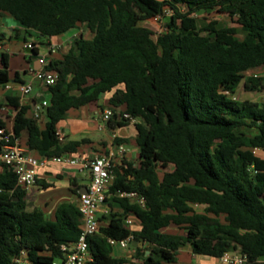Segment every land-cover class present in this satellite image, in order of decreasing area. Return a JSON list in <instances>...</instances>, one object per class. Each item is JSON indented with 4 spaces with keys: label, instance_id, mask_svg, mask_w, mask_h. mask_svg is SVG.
<instances>
[{
    "label": "trees",
    "instance_id": "1",
    "mask_svg": "<svg viewBox=\"0 0 264 264\" xmlns=\"http://www.w3.org/2000/svg\"><path fill=\"white\" fill-rule=\"evenodd\" d=\"M208 11L229 16L234 25L212 20L199 27L198 15ZM0 13L37 39L83 25L93 34L76 38L61 59L47 64L57 81L47 87L43 129L29 116L30 107L8 97L16 112L12 133L20 138L27 132L30 151L39 157L75 152L85 140L62 145L59 123L104 93L114 91L110 105L124 106L139 120L140 164L116 166L109 193H137L144 206L113 198L121 211L102 214L99 233L87 237L90 264L176 263L187 246L218 258L240 249L244 264H264V100L235 98L240 85L264 92V75H248L264 67V0H0ZM158 16L166 23L157 34L143 23ZM9 58L0 52V86L11 82ZM0 127L7 129L1 113ZM159 167L172 169L161 174ZM27 194L4 166L0 264H15L22 251L33 264H52L82 233L77 205L61 204L50 221ZM129 215L139 230L125 225ZM171 224L184 233L161 232ZM110 240L142 241L144 247L130 244V258L116 257Z\"/></svg>",
    "mask_w": 264,
    "mask_h": 264
},
{
    "label": "crops",
    "instance_id": "2",
    "mask_svg": "<svg viewBox=\"0 0 264 264\" xmlns=\"http://www.w3.org/2000/svg\"><path fill=\"white\" fill-rule=\"evenodd\" d=\"M148 27V26H147ZM86 26H79L63 35L52 38L37 39L35 34H29L19 23L16 22L10 15L0 13V51L7 52L10 55V78L11 88L0 86V104L3 106L1 114L7 122V129L13 131L15 110L8 105V97H17L20 99V104L30 107L29 116L38 117L37 122L40 129H43L47 118L43 114L45 106L50 100L48 89L41 82L36 81L33 77V71L41 68L39 59L44 57L47 64L51 59H61L66 54L72 42L84 35ZM150 28V27H149ZM86 38V37H85ZM29 43H36L38 49L37 55H30L29 50L25 47ZM55 47V51L51 53V46ZM45 46L49 55H41L40 47ZM264 75V67L249 74ZM16 75H19L18 80H14ZM32 83L33 91L28 96H23L20 93L19 85ZM243 88L242 85L238 88ZM237 90V91H238ZM246 92V91H245ZM251 93V92H248ZM49 94V95H48ZM73 94H79L77 90H73ZM114 94V91L104 93L100 99L92 104L83 106L79 109H71L67 112L66 117L59 123L58 130L65 133L64 137L60 138L62 145H69L73 142L85 140L75 152H68L63 157L75 159L77 161L88 163L95 157L100 155L113 154L117 166L124 163H131L135 167L140 164L139 151L136 143V128L135 125L124 123L121 119L114 117L111 121L113 126L108 124L104 130L98 129V123L102 120L103 113L110 108H116L120 112L125 111L124 106L113 107L109 100ZM264 99V92L254 93ZM139 122V120H138ZM23 146L27 147V132H24L19 138ZM28 148V147H27ZM30 150V149H29ZM33 155L38 156L35 152L30 151ZM172 169L168 167L165 170ZM159 167L158 171L160 172ZM170 169V170H171ZM4 171V166L0 162V173ZM165 172V171H164ZM86 180V181H84ZM42 185L49 184L51 187L44 189L41 186H34L38 192L35 194L36 201L32 204L43 210L46 218L50 221L55 220L56 211L63 203H72L78 205L79 192L83 188H87L90 184V178L87 174V169H83L80 165H69L62 163H52L38 171L37 180ZM76 182L75 185L72 182ZM76 189V192H74ZM115 196L110 194L104 208L98 214L101 217L105 211L113 209L121 211L119 204L112 202ZM112 206V207H111ZM100 221V219H99ZM125 225L134 230L140 229L139 221L134 216H127ZM103 222L100 221V226ZM175 228H179L183 232H174ZM163 233L183 234L184 229L175 224L161 229ZM135 253L134 249L122 247L121 245L114 246V255L116 257H131ZM227 254L231 256H239L240 249L230 250ZM165 264H225L221 258L198 255L187 246L180 250L176 263Z\"/></svg>",
    "mask_w": 264,
    "mask_h": 264
},
{
    "label": "built area",
    "instance_id": "3",
    "mask_svg": "<svg viewBox=\"0 0 264 264\" xmlns=\"http://www.w3.org/2000/svg\"><path fill=\"white\" fill-rule=\"evenodd\" d=\"M156 21H162L163 18L158 16ZM164 29V28H163ZM28 50L33 49V43L25 46ZM51 53L55 51L52 45ZM41 68L33 71V77L36 81L41 82L44 86L49 87L56 83L57 75L46 69L47 62L44 57L39 59ZM11 88L10 85L6 86ZM20 93L23 96H28L33 91L32 83L20 84ZM117 117L121 121H127L135 125L138 119L133 118L126 112H120L116 108L107 109L102 116V120L98 123V129L104 130L107 128L109 122ZM59 138L64 137L65 133L58 130ZM0 162L17 177L18 186L29 191L34 187L37 180L38 171L47 167L52 163H62L69 165H80L83 169H91L90 184L85 192H79L78 209L81 214V229L82 233L79 240L70 245H64L62 251L64 258H58L52 264H90L93 258L88 249L87 237L99 233L100 221L98 214L104 208L108 201L109 188L114 180V168L117 166L113 154L100 155L95 157L92 161L85 163L79 162L68 157H39L33 155L29 148L23 146L19 138H15L13 133L6 128L0 127ZM114 196L120 198H129L132 201L140 203L144 206V199L139 197L134 192L119 191ZM108 211H105L107 213ZM113 246L121 245L122 247H129L131 240L115 241L110 240ZM221 260L225 264H244L247 262V257L243 255L231 256L224 254ZM15 264H33L30 261L27 251H22L21 254L15 258Z\"/></svg>",
    "mask_w": 264,
    "mask_h": 264
},
{
    "label": "rangeland",
    "instance_id": "4",
    "mask_svg": "<svg viewBox=\"0 0 264 264\" xmlns=\"http://www.w3.org/2000/svg\"><path fill=\"white\" fill-rule=\"evenodd\" d=\"M212 20L217 21L220 27H227V26L234 25L229 16L225 14H220L218 12L208 11V12H202L198 15V24H199V27L201 28H204ZM165 23H166V19H163L161 22L154 20L152 22L150 21L145 22L143 23V25L150 27L155 33L158 34L163 30V26L165 25ZM84 35L86 38H91L93 36V34L87 29V27L84 29ZM203 35H206V32H203ZM40 54L49 55V52L45 46L40 47ZM235 98L240 99V100H251L254 102H261L264 100L258 94L245 92L243 88H240L237 91V93L235 94ZM137 150L139 151L138 147H137ZM164 171L166 170L160 169L161 174H163ZM174 232H183V231H180L179 228H175Z\"/></svg>",
    "mask_w": 264,
    "mask_h": 264
},
{
    "label": "water",
    "instance_id": "5",
    "mask_svg": "<svg viewBox=\"0 0 264 264\" xmlns=\"http://www.w3.org/2000/svg\"><path fill=\"white\" fill-rule=\"evenodd\" d=\"M29 52H30V55H34L32 50H29ZM87 174H88V177L91 179V169L87 170ZM86 190H87V188H83L80 192H85ZM37 192H38V190L35 187L30 188L25 200H27L31 204H33L36 201L35 194ZM131 245L133 248H137V247L143 248L144 247V243L142 241L141 242L134 241ZM147 254H148V252H147Z\"/></svg>",
    "mask_w": 264,
    "mask_h": 264
}]
</instances>
